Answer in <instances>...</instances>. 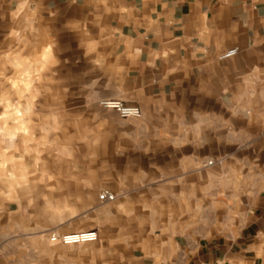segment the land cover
<instances>
[{
	"label": "crops",
	"instance_id": "0c3cea01",
	"mask_svg": "<svg viewBox=\"0 0 264 264\" xmlns=\"http://www.w3.org/2000/svg\"><path fill=\"white\" fill-rule=\"evenodd\" d=\"M0 10L11 26L40 17L84 30L124 101L155 124L131 182L150 197L141 211L115 193L107 234L123 237L108 264H264V0H0ZM156 187L172 188L161 203L187 205L156 212Z\"/></svg>",
	"mask_w": 264,
	"mask_h": 264
},
{
	"label": "rangeland",
	"instance_id": "374dc122",
	"mask_svg": "<svg viewBox=\"0 0 264 264\" xmlns=\"http://www.w3.org/2000/svg\"><path fill=\"white\" fill-rule=\"evenodd\" d=\"M10 22L0 10V264H108V247L123 236L107 234L117 202L98 198L105 190L134 195L132 204L146 207V188L131 182L145 169L141 148L158 141L144 138L155 124L100 105L131 103L109 74L112 60L91 50L84 30L58 18ZM153 191L156 212L187 205L161 203L172 200L170 187ZM87 230L97 232L96 242L48 241Z\"/></svg>",
	"mask_w": 264,
	"mask_h": 264
},
{
	"label": "built area",
	"instance_id": "2783aa9c",
	"mask_svg": "<svg viewBox=\"0 0 264 264\" xmlns=\"http://www.w3.org/2000/svg\"><path fill=\"white\" fill-rule=\"evenodd\" d=\"M236 49H231L219 56V60L229 59L236 54ZM100 105L106 109L114 111L120 118H134L139 119L141 117V111L136 106H126L123 105L118 100H103ZM213 162L208 161L205 163L206 167L212 166ZM100 202L111 203L114 201V195L109 191H102L99 196ZM98 240V234L94 230L79 231L68 234H51L48 241L51 244H60L63 246H73L78 244H90Z\"/></svg>",
	"mask_w": 264,
	"mask_h": 264
}]
</instances>
